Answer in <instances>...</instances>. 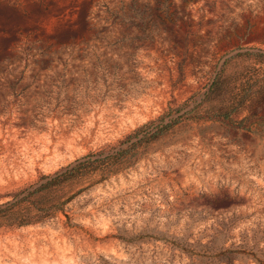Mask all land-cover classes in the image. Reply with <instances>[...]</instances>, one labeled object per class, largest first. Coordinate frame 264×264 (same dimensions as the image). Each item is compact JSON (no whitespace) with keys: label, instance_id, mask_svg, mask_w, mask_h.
<instances>
[{"label":"rangeland","instance_id":"obj_1","mask_svg":"<svg viewBox=\"0 0 264 264\" xmlns=\"http://www.w3.org/2000/svg\"><path fill=\"white\" fill-rule=\"evenodd\" d=\"M0 264H264V0H0Z\"/></svg>","mask_w":264,"mask_h":264},{"label":"trees","instance_id":"obj_2","mask_svg":"<svg viewBox=\"0 0 264 264\" xmlns=\"http://www.w3.org/2000/svg\"><path fill=\"white\" fill-rule=\"evenodd\" d=\"M176 123V120L171 121L170 124H166L165 126H163V129H159L158 131L162 132L165 129H167V127H169L170 125H173ZM146 124H144L141 128H143ZM138 128L139 131L140 130ZM86 156H82L80 158L75 159L73 162L67 164L66 166L62 167L61 169L55 171L52 174H46V175H42L38 181L39 186L36 188L38 191L40 190H49L50 188L57 186L58 184H61L63 181H65L66 179H68L69 176H73V175H77L80 171H82L83 169V164H85V161H81L83 158H85ZM69 175V176H68ZM33 192H28V194H26V196L24 197H29V195H31ZM28 219L25 218H14V223L16 224H25L28 223Z\"/></svg>","mask_w":264,"mask_h":264}]
</instances>
